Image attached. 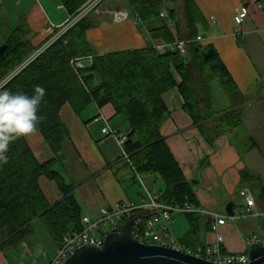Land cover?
<instances>
[{
	"label": "crops",
	"instance_id": "obj_1",
	"mask_svg": "<svg viewBox=\"0 0 264 264\" xmlns=\"http://www.w3.org/2000/svg\"><path fill=\"white\" fill-rule=\"evenodd\" d=\"M258 1L193 0L195 35L205 39L201 45L204 50L215 51L247 101L244 107L248 109L241 126L222 130L217 121L209 117L211 111L223 113L232 107L230 102L224 109H214L212 86L219 85L217 81L209 86L211 110L199 105L203 120L198 124L185 110L178 87L163 97L167 113L160 133L185 179L192 184L197 200L194 209L198 213L193 218L186 215L172 218V231L188 250L202 246L214 248L217 244L210 227L214 219L201 212L216 213L226 219L221 229L224 238L221 247L226 255H248L254 238L264 241V11L255 6ZM104 3L94 16L97 22L92 18L93 28L87 32L95 56L153 49L158 43H167L152 38L149 33V29L163 25L169 28L174 41L193 40L189 39L184 0H164L162 20L165 22L156 20L146 24L128 0L106 6ZM242 6L248 7L249 17L238 35L234 16L236 9ZM171 11L176 12L175 21H167ZM70 17L60 0H0V46L6 44L11 32L23 27L26 39L39 50L57 36L59 28ZM90 65L91 62L85 61L86 67ZM172 72L177 86L180 85V75L174 68ZM98 84L96 79L95 85ZM60 116L69 136L55 169L73 186L82 217L97 220L102 209L120 203L142 205L148 202V191L139 183L132 162L124 160L118 142L102 132L109 126L128 135L130 128L123 116H116L111 105L100 109L95 104L80 116L67 104ZM28 139L40 162L54 158L40 134L31 133ZM149 177L157 179L152 194L161 196L164 183L159 177ZM40 185L45 187L51 203L62 199L56 183L42 177ZM245 188L251 190L256 205L254 215L248 218L242 216L246 202L240 197ZM229 204H233V216L226 213ZM6 247L0 250V264H27L29 246L25 240ZM55 247L57 249V245ZM33 264H38L37 260Z\"/></svg>",
	"mask_w": 264,
	"mask_h": 264
},
{
	"label": "trees",
	"instance_id": "obj_2",
	"mask_svg": "<svg viewBox=\"0 0 264 264\" xmlns=\"http://www.w3.org/2000/svg\"><path fill=\"white\" fill-rule=\"evenodd\" d=\"M73 16L85 0H60ZM142 23L162 20L164 0H128ZM188 19L189 39H195L196 20L193 0H184ZM92 16V15H91ZM82 20L40 57L29 64L0 90L34 95L37 86L45 90L38 107L39 120L36 131L54 158L40 162L29 143L28 135L9 144L6 162H0V249L22 243L34 232L33 225L40 222L58 246L63 237L73 230H80L82 213L72 185L67 184L55 166L61 161L64 144L69 132L60 112L70 105L80 116L92 104L102 109L111 105L116 116H123L130 128L126 152L130 155L136 173L143 177L156 176L164 183L160 200L168 205H197L192 184L168 149L160 133L167 113L164 95L178 87L185 110L198 124L202 105L211 110L210 84L217 81L229 98L232 107L223 113L210 112L222 130H235L243 122L248 109L246 99L237 88L223 63L215 55L206 60L201 45L190 51L193 58L177 54H157L154 49L128 51L106 56H95L87 40L93 28L92 17ZM176 12H169L167 21H175ZM154 39L174 42L169 28L163 25L149 29ZM23 27L11 32L7 38L8 49L0 59V81L14 73L35 51L26 39ZM199 49L196 52V49ZM92 57L89 67L75 71L72 61ZM172 68L182 81L177 86ZM98 79L99 84L95 85ZM201 96V98H200ZM56 183L62 199L51 203L40 179ZM137 217V215H135ZM193 218L194 214H187ZM127 218H124L125 222Z\"/></svg>",
	"mask_w": 264,
	"mask_h": 264
},
{
	"label": "built area",
	"instance_id": "obj_3",
	"mask_svg": "<svg viewBox=\"0 0 264 264\" xmlns=\"http://www.w3.org/2000/svg\"><path fill=\"white\" fill-rule=\"evenodd\" d=\"M106 0H89L76 14L59 28V33L52 39L46 46L37 51L33 59L39 56L49 45L57 41L65 35L74 26L82 20L95 14L100 6ZM255 6L264 11V0L255 3ZM164 18V14H161ZM249 17V9L247 6H242L236 9L234 22L237 27V34H241V28L244 26L245 21ZM205 39L198 36L193 40H175L172 43H158L154 46V50L159 54H177L186 58L194 45H202ZM85 61L92 62V58H80L72 61L75 71L85 67ZM98 121V119H97ZM105 137L113 138L123 150V158L131 164L130 155L126 152L125 145L128 141V135L122 134L109 126L103 129ZM139 183L144 187V179L141 176ZM240 197L245 200L246 209L242 213L244 218L253 216L255 210V200L249 188H245L240 192ZM148 202L142 205L132 203H120L112 208L101 210L100 218L93 220L90 217H82L80 230H73L67 233L61 243L57 246L55 256L51 259L47 258L48 264H64L70 259L76 250L86 245H93L102 247L105 239L109 234L119 232L121 229V221L124 218H129L137 215L133 231L136 239L145 245L160 246L167 249L175 250L184 254H190L198 259H202L214 264H249L250 258L248 255H226L222 251V243L224 241L221 229L226 225V219L220 217L216 213L201 212L208 216L213 217L210 223L211 231L216 236V246L214 248L199 247L196 250H188L175 236L172 231V218L174 215H187L196 214L198 211L192 206L186 204L184 206L179 204L168 205L160 200L158 195L148 192ZM147 210V211H146ZM200 213V212H199ZM254 243L264 245V241L254 238Z\"/></svg>",
	"mask_w": 264,
	"mask_h": 264
},
{
	"label": "water",
	"instance_id": "obj_4",
	"mask_svg": "<svg viewBox=\"0 0 264 264\" xmlns=\"http://www.w3.org/2000/svg\"><path fill=\"white\" fill-rule=\"evenodd\" d=\"M7 49V44L0 46V59ZM195 51L198 52L199 49L197 48ZM203 55L206 60H209L215 55V51L209 50ZM156 181L155 177L145 178L144 185L148 192L152 193ZM226 213L229 216L234 215L233 204L227 206ZM135 219V215L127 218L119 232L106 237L102 247L83 246L76 250L64 264H214L190 254L139 242L133 231ZM248 255L249 264H264V245L253 243L249 248Z\"/></svg>",
	"mask_w": 264,
	"mask_h": 264
},
{
	"label": "clouds",
	"instance_id": "obj_5",
	"mask_svg": "<svg viewBox=\"0 0 264 264\" xmlns=\"http://www.w3.org/2000/svg\"><path fill=\"white\" fill-rule=\"evenodd\" d=\"M34 95L0 90V162H6L9 144L36 131L38 107L45 90L37 86Z\"/></svg>",
	"mask_w": 264,
	"mask_h": 264
},
{
	"label": "rangeland",
	"instance_id": "obj_6",
	"mask_svg": "<svg viewBox=\"0 0 264 264\" xmlns=\"http://www.w3.org/2000/svg\"><path fill=\"white\" fill-rule=\"evenodd\" d=\"M120 2H121V0H106L104 4L106 6V5H111V4L112 5L118 4ZM95 14L92 15L91 17L94 19L95 22H97V18L94 17V16H96ZM162 19H164V18H162ZM57 41H55L51 45H49V47H47V49L50 48ZM48 43L43 44L42 46H40V48L46 46ZM40 48H39V50H40ZM47 49H45L39 56H37L35 59H33V57L35 56V54L38 51V49H36V51L14 73L10 74L5 80L0 81V89L2 87H4L15 76H17L29 64H31L38 57H40ZM157 54H159V53H157ZM186 58L188 59V61H192L193 56L190 53V54H188V56ZM84 68H86V66ZM212 89H213L214 109L215 110H217V109L221 110V109L226 108V105L227 106L230 105L229 99L227 98V96L224 94V92L222 91V89L219 87V85L217 83L213 84ZM122 118H124V117H122ZM44 189H45V187H44ZM123 223H124V221L122 220L121 224H123ZM33 229H34V232L32 234L28 235L27 238L25 239V241L27 242V244L29 246V250H28L29 254L27 257V264H33L34 260H37L38 264H47L48 261L46 260V258L51 259L55 256V253H56L55 245L56 244L50 238L47 231L45 230V228L41 225V223L39 221L34 223ZM5 248H7V247H5Z\"/></svg>",
	"mask_w": 264,
	"mask_h": 264
}]
</instances>
